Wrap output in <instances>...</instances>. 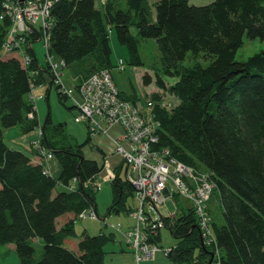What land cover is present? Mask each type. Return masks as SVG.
Listing matches in <instances>:
<instances>
[{
  "label": "trees",
  "instance_id": "trees-1",
  "mask_svg": "<svg viewBox=\"0 0 264 264\" xmlns=\"http://www.w3.org/2000/svg\"><path fill=\"white\" fill-rule=\"evenodd\" d=\"M18 1L0 0V51L12 24L4 5ZM154 8L155 18L148 0H107L101 8L95 0H58L50 9L48 53L64 69L84 73V81L114 67L113 32L126 46L132 67L143 65L140 40H154L159 51L158 63L152 65L154 83L164 91L163 77L176 79L170 90L180 99L172 110L155 111L160 124L156 149H166L181 164L208 175L214 186L208 212L212 202L217 204L220 221L211 220L213 249L202 246L193 208L175 197V215L161 213L163 228L176 242L166 258L171 264H208L210 255L217 254L219 264H264V49L243 62L235 60L244 37L264 40V0H214L204 6L158 0ZM42 39L34 32L25 40L33 45ZM26 51L27 67L0 56V246H13L18 264H106L104 247L114 234L83 232L74 251L64 241L76 236L75 221L56 225L64 215L75 219L96 209V190L86 184L98 178L101 164L83 156L90 136L77 143L66 124L54 125L49 114L40 125L30 96L35 88L50 87L52 75L31 49ZM142 83L150 85L151 77L143 76ZM55 89L64 105L67 98ZM126 98L138 101L136 94ZM11 128L20 135L39 130L42 155L52 154L57 177L46 174L32 154L6 145L4 134ZM73 181L76 189L68 190ZM58 187L62 191L56 192ZM111 190L107 215L134 211L126 205L133 200L130 184L118 176ZM160 230L150 236L152 243L159 244ZM34 240L42 244L39 258Z\"/></svg>",
  "mask_w": 264,
  "mask_h": 264
},
{
  "label": "built area",
  "instance_id": "built-area-1",
  "mask_svg": "<svg viewBox=\"0 0 264 264\" xmlns=\"http://www.w3.org/2000/svg\"><path fill=\"white\" fill-rule=\"evenodd\" d=\"M28 1H35L39 6H45L41 8V21L37 20L36 23L25 19L23 24L26 23L28 26L27 31L23 28L14 31L10 28L8 39L6 38L1 51L4 54H17L22 66L27 67L30 57L26 50L31 49V44L26 46L24 42L18 45L17 37L23 39L25 33H28L27 36L34 32L40 33L44 38L42 40L45 41L43 45L45 62L52 75V81L75 106L74 122L85 124L90 137L106 135V131L112 128L119 129L120 133L112 140V145L113 154L121 160V170L116 173L115 170L109 169L107 162L104 161L101 171L107 170V176H103L101 180L104 183L114 182L119 176L133 187V200L138 204L132 215L134 223L125 230L123 242L130 250L134 264L152 261L159 251H162L165 256L168 255L169 249L161 250L158 244L152 243L149 238L158 229L164 227L161 206H165L169 199L174 202L175 197H179L193 208L203 245L213 249L214 240L210 228L208 202L214 186L209 181L208 175L181 164L170 157L168 150L156 149L160 129V124L154 115L157 107L149 102V108H147L149 113H143L138 103L127 99L118 90L109 70L93 73L78 86L67 89L59 78V74L64 69V63L48 53L47 36L51 27L50 9L58 0L7 2L4 5L5 15L10 16L9 6L19 7ZM37 16L40 14L36 13L33 17ZM9 18L12 20L11 17ZM18 22L22 23L21 18ZM17 34H22V36ZM124 67L123 61L117 62L118 72H123ZM174 108L171 105L167 106V110ZM45 158L52 159V154L45 155ZM116 174L117 177H115ZM100 185L101 183H94L96 188ZM169 213L172 216L175 215V212ZM89 216L96 218L92 209L82 213L78 218L89 219Z\"/></svg>",
  "mask_w": 264,
  "mask_h": 264
},
{
  "label": "rangeland",
  "instance_id": "rangeland-1",
  "mask_svg": "<svg viewBox=\"0 0 264 264\" xmlns=\"http://www.w3.org/2000/svg\"><path fill=\"white\" fill-rule=\"evenodd\" d=\"M112 1H118L119 3L121 0H112ZM158 0H148L150 9L152 12V17L155 18V8L154 3ZM214 0H189L190 5L194 6H204L212 3ZM107 2V0H95L96 7L101 8L104 3ZM45 6H39L38 2H26L25 4H22V6L19 7H13L9 6L10 12L9 17L12 18V24L11 29L14 31H18V28H23L25 31H27L28 26L23 24V21L25 19L34 21L37 23L38 21H41V8L43 9ZM36 13H39L40 16L33 17ZM19 18H21L22 23L20 24ZM36 20V21H35ZM33 23V22H32ZM33 25V24H32ZM131 34L133 36H137L136 31L134 28L131 29ZM21 35L22 34H17ZM23 39L21 37H17L16 42H18V45L21 43H26L29 45L27 40L28 33L23 34ZM7 38V37H6ZM8 39V38H7ZM44 39V38H43ZM45 41L40 40L38 42H35L33 45V51L36 56L37 61L40 66L45 64V48L44 45ZM110 48H111V62L114 67L112 69L116 70V64L119 61H123L124 63V71L119 72L118 75L120 77L118 80L114 82L115 86L118 88V90L121 91V93L125 96H131L133 94H136L138 96V103L140 110L143 113H149L148 103L152 102L154 106L157 107L158 111H168L167 106L171 105L174 107H177L180 104V99L177 97V95L173 92H171V87L175 84L176 79H170L167 77H163L164 84H165V90H160L156 87L154 83V73L152 71V65L157 64L159 60V51L157 49L156 43L154 40H140V57L143 61V65L140 67H132L128 64L129 55L127 48L124 44L120 43L117 40V37L115 35V32L113 34H110ZM22 47V46H21ZM264 49V40L259 39H249L247 37L243 38V45L235 55V60L237 62H243L249 57L253 56L254 54L258 53L259 51ZM1 58H16L19 60L17 54H4L2 51H0ZM191 61L187 59L184 64L189 65ZM199 63L202 65H206V62L202 59L199 60ZM80 68V67H78ZM112 69L109 71L112 74ZM75 69L68 68L63 69L61 73L59 74V78H61L62 83L65 86V83H71V79L75 75ZM83 71V69H82ZM117 71V70H116ZM118 72V71H117ZM84 77V73L80 74ZM148 75L152 79V83L148 86L143 85L142 78L143 76ZM49 81V80H48ZM114 81V80H113ZM50 86L51 92L49 97L47 96L43 98L41 97H35L33 92L35 89L32 90L30 99L34 102L35 110L37 113L38 121L40 125H43L46 121V118L48 114L50 115L51 121L54 125L59 124H66L65 131L72 135L77 143L81 144L86 140L87 137V128L86 125L83 123H75L74 118L76 116V111L74 109H71L72 107V101L71 99H67L65 101V104H61L59 101V97L57 95V91L55 89V85L53 84ZM83 82V81H82ZM67 89V86H65ZM76 87V86H74ZM79 91V90H78ZM66 97V96H65ZM19 132L17 128H11L5 131L4 134V141L6 145L12 149H18L26 151L30 154H32L33 161L34 159H37V161H34L36 163H41L44 166L45 173L52 176L51 172L49 171V163L53 160L44 158L42 155V152L44 149L41 147L40 141H41V135L39 136V130L34 132L32 134V141L28 143V147L26 149L19 147L18 145L13 143V140L19 139ZM100 137L101 136H95L92 137V139ZM39 138V139H38ZM40 155V156H39ZM110 169V168H109ZM202 170H200V173ZM199 172V171H198ZM115 175V174H114ZM107 176V170L103 169L98 179L95 181H90L86 185L92 187L95 193V203H96V209H93V212L96 214V218H92V216H89V219H79L78 216L74 219V216H69L66 220V222H69L71 220L75 221V230L77 231V235L74 238L68 239L70 242L75 243L80 238L83 232H86L88 235H96L98 234L99 230H102L105 234L112 233L114 234V241L107 244L104 247V251L106 252L105 255V262L106 264H134L133 256L130 254L131 252L127 251V247L125 246V243L123 242V234L125 233V225L128 224L129 221L127 219L132 220L134 223V219L132 215L135 213V211H131L130 214L122 213L120 215L116 214H110L107 215V209L112 203V190H111V183H104L102 182V177ZM118 175L116 174L115 177ZM97 182L98 184L101 183L99 188H96L94 186V183ZM76 182H71L68 190H75ZM178 204L187 206L188 204L183 200H178ZM137 202L135 200L129 199L126 202L127 207H137ZM169 212L174 211V205L172 203V200H167L165 206H161L160 211L164 215L168 214ZM134 212V213H133ZM210 212L209 217L212 221H217L219 219V210L217 204L212 202L210 204ZM61 219H59L57 224L59 223ZM64 221V220H63ZM61 221V222H63ZM60 222V223H61ZM220 222L219 220L217 221ZM64 223V224H65ZM132 223V225H133ZM56 224V225H57ZM63 224V225H64ZM61 225V227L63 226ZM120 226V227H119ZM122 226V227H121ZM160 242L158 244L159 248L161 250H166L171 247H174L175 240L172 238L170 232L166 228H162L160 230ZM13 246H0V264H18V257L14 251ZM32 247L35 250V257L39 258L41 252H42V245H39L38 243H33ZM65 247L71 248V245L69 242L65 244ZM129 250V249H128ZM130 251V250H129ZM212 253V252H211ZM219 258L218 255H212V264H218ZM140 264H171V262L166 258V256L163 254L162 251L157 252L152 261L149 262H142Z\"/></svg>",
  "mask_w": 264,
  "mask_h": 264
},
{
  "label": "crops",
  "instance_id": "crops-1",
  "mask_svg": "<svg viewBox=\"0 0 264 264\" xmlns=\"http://www.w3.org/2000/svg\"><path fill=\"white\" fill-rule=\"evenodd\" d=\"M31 50L33 51V47L32 46H31ZM33 53H34V51H33ZM5 59H7V58H5ZM38 64H39V62H38ZM39 65H41V64H39ZM118 73L119 72H117L116 70L112 69V77H113L114 82L116 80H118V78L120 77V75H118ZM83 79H84V77L81 76L80 73L78 74V73L75 72L74 77L70 81L71 83H66V82H64V83H65V86H67L68 88H73L78 83H80ZM51 89L52 88H50V87L47 88V86L38 87V88H35V91L33 92V94H34V96L36 98L37 97H41V96H43V98H45L47 96V98H48L49 95H50ZM71 108L75 110V106H74L73 103H72V107ZM119 133H120L119 129L112 128V129H109V130L106 131V135H96V136H101L102 139H100V137H96L94 139H92V137H90V142L86 146L83 147V150H82L83 156L86 159L96 161V162H98L101 165L105 161V162H107V165L109 166V168L115 170L116 173H119V171L121 170L120 169L121 168V160L116 155L113 154V145H112V140ZM86 134H87V137H89L88 130H87ZM19 136H20L19 139H17L16 141L13 140V143L18 145L19 147H22V148L25 147L24 149H26V147H28V143L33 140L32 139V134H29V135H20L19 134ZM70 136L74 139V137L72 135H70ZM87 137H86V139H87ZM34 161H37V159H34ZM48 168H49V171L51 172L52 177H57L58 176V174H59V166H58V163L56 162L55 159H53L49 163ZM62 189H63L62 187H58L56 192L57 191H62ZM69 216H73V215L67 214V215H64V216L60 217L59 219H61V220L59 221V223L57 224V222H56L57 227L58 228L61 227V225H63L65 223V220ZM127 220L129 221V223L128 224H124L126 229L128 227H131L132 223H133L132 220H130V219H127ZM61 221H63V222H61ZM74 231H75V235H77V231L75 230V227H74ZM34 242L38 243L39 245H42L40 243V241H38V240H34L33 243ZM67 242H69L70 245H71L70 249L76 251L78 241L75 242V243H72L69 240H65L64 241V245ZM12 248H14V247H12ZM126 249H127L128 252H130L128 250V248H126Z\"/></svg>",
  "mask_w": 264,
  "mask_h": 264
},
{
  "label": "water",
  "instance_id": "water-1",
  "mask_svg": "<svg viewBox=\"0 0 264 264\" xmlns=\"http://www.w3.org/2000/svg\"><path fill=\"white\" fill-rule=\"evenodd\" d=\"M19 1H22V0H19ZM201 244L203 246V241L202 240H201ZM208 264H212V254L210 255V260H209Z\"/></svg>",
  "mask_w": 264,
  "mask_h": 264
}]
</instances>
